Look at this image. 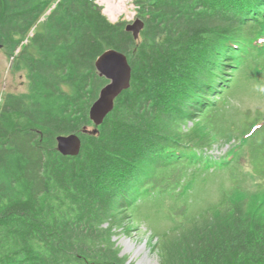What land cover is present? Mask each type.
<instances>
[{
    "label": "trees",
    "instance_id": "obj_1",
    "mask_svg": "<svg viewBox=\"0 0 264 264\" xmlns=\"http://www.w3.org/2000/svg\"><path fill=\"white\" fill-rule=\"evenodd\" d=\"M134 3L144 23L136 39L94 0H0V49L27 82L0 100V264H125L113 236L140 198L178 196L187 169L228 168L252 140L251 170L264 181V117L243 119L239 143L220 158L199 152L210 133L185 129L203 112L214 125V98L264 48V0ZM110 48L126 54L130 86L97 132L84 133L108 81L94 61ZM13 116L28 127L6 126ZM70 133L79 153L62 155L55 137ZM259 191L253 209L237 190L167 230L160 264H264Z\"/></svg>",
    "mask_w": 264,
    "mask_h": 264
},
{
    "label": "rangeland",
    "instance_id": "obj_2",
    "mask_svg": "<svg viewBox=\"0 0 264 264\" xmlns=\"http://www.w3.org/2000/svg\"><path fill=\"white\" fill-rule=\"evenodd\" d=\"M94 1L100 5L102 14L111 23L124 21L126 24L136 18L134 0L130 1L133 17L127 19L120 15L116 20L108 17L99 0ZM250 52L252 56L245 62L248 64L240 67L234 74L232 88L228 86L226 94L220 93L214 98L215 103L211 106L216 114L213 118L214 125L211 126L208 120L203 119V112L194 118L195 124L189 122L185 127L192 134L197 130L198 138L203 133H210L212 142L209 141V145L199 151L203 155L214 158L225 155L230 147L239 143L240 122L243 119L250 120L251 123L264 117V48L258 52L252 49ZM0 70V100L5 92L19 93L27 90L25 71L12 67V60L6 57L4 49H0ZM197 124L201 125V129H196ZM5 125L28 127V123L17 116L8 118ZM87 128L92 129V126ZM253 141L244 146L242 154L234 163L226 166L228 168L191 172L194 175L190 173L192 168L187 169L183 190L178 196L157 193L140 198L132 207L127 224L113 236L121 249L120 256L128 257L125 264H160L161 257L157 247L159 236L176 225L183 227L196 217L204 216L226 200L229 194L247 197L248 208L253 209L259 200L256 194H260V189L264 190V181L251 170ZM187 178H191V182L187 183ZM237 190L241 193L237 194ZM261 206L264 208V204ZM181 207L185 208L182 214L178 210Z\"/></svg>",
    "mask_w": 264,
    "mask_h": 264
},
{
    "label": "water",
    "instance_id": "obj_3",
    "mask_svg": "<svg viewBox=\"0 0 264 264\" xmlns=\"http://www.w3.org/2000/svg\"><path fill=\"white\" fill-rule=\"evenodd\" d=\"M143 28V21L135 18L125 24V30L131 32L134 39L138 38ZM99 76L104 77L107 83L101 87L96 99L91 103L88 116L94 123L92 129L83 128L82 132L95 134L107 114L113 109L115 98L130 86L131 66L126 54L110 48L103 51L94 61ZM56 150L62 155H77L80 149V138L76 133L60 134L55 137Z\"/></svg>",
    "mask_w": 264,
    "mask_h": 264
},
{
    "label": "bare ground",
    "instance_id": "obj_4",
    "mask_svg": "<svg viewBox=\"0 0 264 264\" xmlns=\"http://www.w3.org/2000/svg\"><path fill=\"white\" fill-rule=\"evenodd\" d=\"M99 1L104 5V11L111 20H116L120 15H124L125 18L127 19L133 17L134 11L130 4L131 0H99Z\"/></svg>",
    "mask_w": 264,
    "mask_h": 264
},
{
    "label": "clouds",
    "instance_id": "obj_5",
    "mask_svg": "<svg viewBox=\"0 0 264 264\" xmlns=\"http://www.w3.org/2000/svg\"><path fill=\"white\" fill-rule=\"evenodd\" d=\"M136 18H137V16H136ZM128 23V22H127Z\"/></svg>",
    "mask_w": 264,
    "mask_h": 264
}]
</instances>
